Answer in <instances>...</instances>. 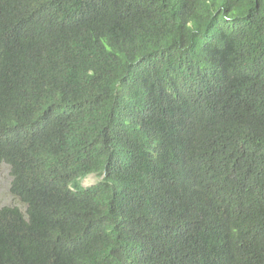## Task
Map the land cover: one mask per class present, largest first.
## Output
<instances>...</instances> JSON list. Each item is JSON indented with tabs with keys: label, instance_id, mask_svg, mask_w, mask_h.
<instances>
[{
	"label": "trees",
	"instance_id": "obj_1",
	"mask_svg": "<svg viewBox=\"0 0 264 264\" xmlns=\"http://www.w3.org/2000/svg\"><path fill=\"white\" fill-rule=\"evenodd\" d=\"M1 163L0 264H264V0H0Z\"/></svg>",
	"mask_w": 264,
	"mask_h": 264
},
{
	"label": "rangeland",
	"instance_id": "obj_2",
	"mask_svg": "<svg viewBox=\"0 0 264 264\" xmlns=\"http://www.w3.org/2000/svg\"><path fill=\"white\" fill-rule=\"evenodd\" d=\"M9 171V167L6 164H0V208L15 206L18 207L22 212H24V206L16 197L11 195L9 191L11 184V176ZM98 180V175H89L81 181V186H91Z\"/></svg>",
	"mask_w": 264,
	"mask_h": 264
}]
</instances>
